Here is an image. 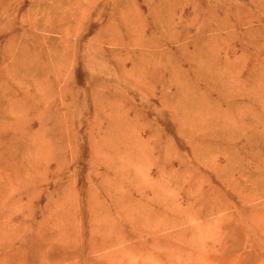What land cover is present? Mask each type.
Here are the masks:
<instances>
[{
    "label": "rangeland",
    "instance_id": "rangeland-1",
    "mask_svg": "<svg viewBox=\"0 0 264 264\" xmlns=\"http://www.w3.org/2000/svg\"><path fill=\"white\" fill-rule=\"evenodd\" d=\"M0 264H264V0H0Z\"/></svg>",
    "mask_w": 264,
    "mask_h": 264
},
{
    "label": "bare ground",
    "instance_id": "bare-ground-1",
    "mask_svg": "<svg viewBox=\"0 0 264 264\" xmlns=\"http://www.w3.org/2000/svg\"><path fill=\"white\" fill-rule=\"evenodd\" d=\"M156 17H158L159 18V16H156ZM157 20V19H156ZM159 20H161L160 18H159ZM157 22V21H156ZM159 23V22H158ZM172 40H173V38H172ZM173 41H175V40H173Z\"/></svg>",
    "mask_w": 264,
    "mask_h": 264
}]
</instances>
